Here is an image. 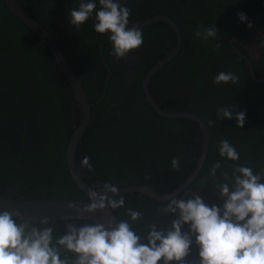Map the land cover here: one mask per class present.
<instances>
[{
    "label": "flooded vegetation",
    "instance_id": "af4514ba",
    "mask_svg": "<svg viewBox=\"0 0 264 264\" xmlns=\"http://www.w3.org/2000/svg\"><path fill=\"white\" fill-rule=\"evenodd\" d=\"M14 1L50 35L82 85L90 119L75 148L74 164L89 187L103 189L105 182L118 188L144 185L158 195L173 193L170 198L185 200L200 195L206 203L222 206L215 185L226 182L225 174L229 183L238 165L262 174L246 156L254 154L255 144H264V0H121L131 10L129 23L143 22L136 27L144 41L121 59L112 55L110 33L94 31L95 13L79 30L69 23V9L81 0ZM238 13L246 14L251 29L240 22ZM173 25L180 47L149 77L146 88L161 110L193 113L207 128L206 155L188 182L202 154L201 128L192 119L158 113L144 90L148 71L176 48ZM208 27L217 28L215 38L194 35ZM221 71L234 73L238 82L214 83ZM220 107L246 111L244 127L238 128L235 119L220 120ZM79 121L80 110L61 67L7 1L0 0V198L87 200L66 162L68 141ZM224 139L239 153L238 161L219 155ZM85 155L91 157V172L80 164ZM177 157L179 171L171 163ZM217 161L221 168L213 178L211 169ZM121 195L125 205L113 214L118 222L127 220L142 242L153 224L157 230H170L176 217L161 211L170 198L159 201L144 192ZM129 208L139 211L141 219L131 220ZM25 222L41 230L52 228L56 247L55 240L68 224H92ZM198 253L193 238L183 264H199ZM60 255L70 262L75 259L63 248Z\"/></svg>",
    "mask_w": 264,
    "mask_h": 264
},
{
    "label": "clouds",
    "instance_id": "9594fccd",
    "mask_svg": "<svg viewBox=\"0 0 264 264\" xmlns=\"http://www.w3.org/2000/svg\"><path fill=\"white\" fill-rule=\"evenodd\" d=\"M81 0L78 7L69 9V23L77 30L95 13L94 31L109 35L112 55L117 59L125 58L143 44L142 31L129 27L131 10L121 5V0ZM240 22H248L245 13H238ZM197 38L208 40L217 36L216 27L197 30ZM219 47V46H217ZM238 76L231 72H219L214 83L235 84ZM220 120L235 119L238 128H243L246 111L233 112L228 107L217 109ZM219 155L229 161H238L239 153L227 140H221ZM91 157L85 155L80 164L93 171ZM172 168L179 171V158L172 159ZM221 164L217 161L211 169L216 177ZM226 182L215 185L222 206L208 204L200 195L191 198H170L161 211L171 213L176 218L171 221L170 230H157L150 226L146 242L133 231L127 220L114 226L105 227L102 223L84 224L77 227L67 225L65 234L55 240L53 229L32 226L25 221L17 222L14 216L19 212L0 211V264H183L193 245L199 249V264H264V173L255 174L244 165H238ZM103 193L89 192L88 213L110 208L115 210L125 205V197L119 195V188L109 182L102 185ZM107 193H112L109 197ZM118 197V198H115ZM127 214L131 220L141 219V213L131 208ZM43 223L47 224L45 220ZM188 226L187 231L184 230ZM75 255L71 262L62 259L60 249Z\"/></svg>",
    "mask_w": 264,
    "mask_h": 264
},
{
    "label": "water",
    "instance_id": "95a60500",
    "mask_svg": "<svg viewBox=\"0 0 264 264\" xmlns=\"http://www.w3.org/2000/svg\"><path fill=\"white\" fill-rule=\"evenodd\" d=\"M7 5L11 12L20 18L29 28H31L35 34L42 40V42L46 45L51 55L54 57L55 61L61 67L62 71L65 74V77L73 91L75 99L77 101L79 110H80V121L76 126L74 132L72 133L67 149H66V162L67 167L69 169V173L72 181L77 185L79 189H81L87 200L81 199H4L0 198V211H12L13 213L19 212V216H14L15 219L30 221V222H43L47 220L48 222H56V221H66V220H86L91 222L92 224L102 223L105 227L114 226L118 224V220L113 214V210L110 208H106L105 210H97L94 213H88L85 211V208L89 205V192L96 191L97 193H103V189H94L89 187L78 175L75 164H74V151L79 143L86 126L90 119V108L89 104L86 100V95L83 91L82 85L75 75L72 67L68 63L66 57L52 40L50 35L42 28L33 18L28 16L26 13L21 11L16 5L14 0H6ZM158 18V17H156ZM143 22H135L129 23V27L141 25ZM173 28L177 35V44L176 48L173 49L171 53L167 55L162 61L156 64L153 68H151L144 81V90L146 97L153 107L158 113L162 114L168 118H186L194 120L201 128L202 131V139H203V149L200 157V162L197 168L193 171V173L188 178L187 182L191 180L199 171L202 161L206 155L207 147H208V139L209 134L207 128L203 122V120L197 115L190 112H171L161 110L151 99L149 92L147 91L146 84L148 82L149 77L159 68L160 65L168 59L171 58L180 47V36L178 29L175 25ZM182 188V187H181ZM180 188V189H181ZM129 192H144L147 195L155 198L159 201H165L173 196V193H168L165 195H158L152 192L148 187L144 185H131L127 187L119 188V195L129 193ZM109 197H112V193H107Z\"/></svg>",
    "mask_w": 264,
    "mask_h": 264
},
{
    "label": "trees",
    "instance_id": "16d2710c",
    "mask_svg": "<svg viewBox=\"0 0 264 264\" xmlns=\"http://www.w3.org/2000/svg\"><path fill=\"white\" fill-rule=\"evenodd\" d=\"M61 114H63V111H60ZM59 119H61V117L58 116ZM256 145V149L254 151V154L256 158H254V156H246V158L249 160V165L252 168H256V169H260L261 173H264V167H262V163H264V152H263V146L264 144H255ZM258 160V161H257ZM161 264H163V261H161ZM192 264V263H190Z\"/></svg>",
    "mask_w": 264,
    "mask_h": 264
}]
</instances>
